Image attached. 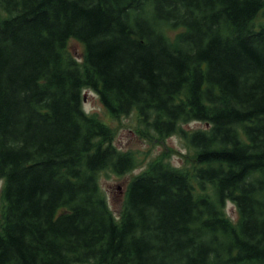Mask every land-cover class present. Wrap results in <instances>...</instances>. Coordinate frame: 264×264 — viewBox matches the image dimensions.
I'll use <instances>...</instances> for the list:
<instances>
[{"label":"trees","instance_id":"16d2710c","mask_svg":"<svg viewBox=\"0 0 264 264\" xmlns=\"http://www.w3.org/2000/svg\"><path fill=\"white\" fill-rule=\"evenodd\" d=\"M260 15L264 0H0V264H264ZM85 89L193 151L187 169L148 163L118 218L99 174L136 159Z\"/></svg>","mask_w":264,"mask_h":264},{"label":"rangeland","instance_id":"374dc122","mask_svg":"<svg viewBox=\"0 0 264 264\" xmlns=\"http://www.w3.org/2000/svg\"><path fill=\"white\" fill-rule=\"evenodd\" d=\"M264 23V16L260 15L255 25ZM171 35L173 33H170ZM67 51L78 62L83 55V45L76 40H69ZM83 110L89 115H95L113 133V146L120 152H129L136 159V167L124 175H116L110 171H102L99 174L98 183L103 196L105 197L110 211L118 218L122 212L125 190L128 183L135 176L142 173L147 164L156 160L164 161L177 169H187L193 151L185 145L178 135H172L165 139H159L152 131L145 129L139 122L136 111L118 118L111 117L99 102L95 92L85 89L82 91ZM203 123L191 122L183 126L185 130L202 129ZM189 160V161H188ZM2 181L0 180V218L3 210L1 199ZM225 212L232 221L237 219V211L230 202L226 203Z\"/></svg>","mask_w":264,"mask_h":264},{"label":"water","instance_id":"95a60500","mask_svg":"<svg viewBox=\"0 0 264 264\" xmlns=\"http://www.w3.org/2000/svg\"><path fill=\"white\" fill-rule=\"evenodd\" d=\"M85 100V98H83V101Z\"/></svg>","mask_w":264,"mask_h":264}]
</instances>
